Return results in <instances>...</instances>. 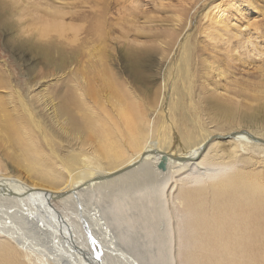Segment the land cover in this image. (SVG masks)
Wrapping results in <instances>:
<instances>
[{
  "label": "bare ground",
  "instance_id": "bare-ground-1",
  "mask_svg": "<svg viewBox=\"0 0 264 264\" xmlns=\"http://www.w3.org/2000/svg\"><path fill=\"white\" fill-rule=\"evenodd\" d=\"M211 3L208 26L227 37L224 45L264 56L261 26L223 21L220 5ZM66 9L47 4L46 18L38 20L39 43L17 47L47 71L62 73L64 91L50 96L45 86L42 95L27 99L0 68V264H143L124 246L130 235L121 226L135 228L117 214L127 198L119 196L113 209L89 208L86 198L136 190L157 177H179L172 203L164 200L167 183L132 199L135 207L140 200L145 205L141 225L157 239V264H264V129L224 131L241 117L239 109L195 94L192 69L188 74L182 59L195 50L186 41L190 33H171L181 57L163 74L165 89L160 84L152 91L145 86L153 79L150 49L151 55H119L115 70L106 46H89L104 44L108 11L84 28L65 21H86L90 14ZM163 156L166 170L158 167Z\"/></svg>",
  "mask_w": 264,
  "mask_h": 264
},
{
  "label": "rangeland",
  "instance_id": "rangeland-1",
  "mask_svg": "<svg viewBox=\"0 0 264 264\" xmlns=\"http://www.w3.org/2000/svg\"><path fill=\"white\" fill-rule=\"evenodd\" d=\"M211 2L220 5L223 21L235 19L240 25L258 23L264 32V0L250 2L247 0H0V68L14 78L17 88L24 93V96L28 95L27 99L34 98L35 94L42 95L44 91L42 89L45 86L48 95L57 96L58 93L64 91V87L58 83V77L62 73L47 71L44 63L40 62L33 54L18 51V45L39 43L36 38L40 28L38 20L46 18L47 4L54 7L65 6L66 12L90 14L86 21H71L70 16L65 21L73 26H83L84 28L90 24H97L101 13L106 9L108 14L102 21L106 40L104 44L95 42L89 46H106L107 51L113 57L115 70L120 67L119 55L131 51L146 52L147 49H150L154 57H152L153 62L150 70H147L152 75L154 82L149 80L145 86L155 91L160 88L161 84L164 90V84L161 82L163 74L165 71L168 72L170 65L173 68L172 64L178 63L181 57L176 52V47L174 48L175 40L173 41V39L175 36L171 33L176 30L182 37L186 32H189L190 35L186 41H188V45H193L195 50L192 55L184 51L182 59L188 74L192 69L195 94L204 98H213V100L222 103H231L239 109L238 113L241 117L232 125L226 124L222 129L224 131L236 128L264 129V56L255 57L248 53L247 48L239 47L233 51L229 45H224V39L226 40L227 37L224 35L221 37L223 33L220 30L214 29V26H208L211 20L208 17L207 6ZM1 24L7 25L9 30H3ZM68 35L71 37V33ZM84 37L85 35L82 34L80 38ZM54 39H56V35ZM59 42L68 43L65 39H61ZM234 46H237L236 43ZM65 49L66 51L70 50L66 47ZM261 50L264 51V39ZM148 52L150 53V51ZM122 75L126 76L123 70ZM38 80L41 85H36ZM34 82L36 85L34 90L29 91L27 86L34 85ZM44 94L46 93L44 92ZM39 105H37L39 112L45 116L43 108ZM252 116L255 117V121H248L247 119ZM206 123L210 129L218 130L216 124L212 123L210 119H207ZM2 157L8 165L6 173L11 174L9 160L4 154ZM21 176L24 177V175ZM178 179L179 177L175 179L157 177L151 182L142 183L137 188L138 190L125 189L117 193L110 190H105L103 193L97 192L87 196L86 204L89 208L101 205L103 208L113 209L116 208L115 203L119 196L127 198L128 206H122V211L117 212L123 221L135 223V228H131L129 232L126 223L121 226L126 230L124 233L130 235L128 246L124 244L125 249L129 256L139 257L143 264H157L161 257L157 239L146 236L144 227L141 225L140 216L144 213L142 209L145 205H142L140 200L141 208L140 206L135 207L132 199L147 191V193L154 192L167 183L164 200H169L168 202L172 203V197L176 190L173 188L174 181ZM143 200L149 204L152 210H158V206L152 203L150 198L145 197ZM170 203L168 206L173 211L174 208ZM160 228V230H164L163 227ZM135 247L137 251L134 250ZM139 252L140 255L137 254Z\"/></svg>",
  "mask_w": 264,
  "mask_h": 264
},
{
  "label": "water",
  "instance_id": "water-1",
  "mask_svg": "<svg viewBox=\"0 0 264 264\" xmlns=\"http://www.w3.org/2000/svg\"><path fill=\"white\" fill-rule=\"evenodd\" d=\"M231 137H233V135H231ZM255 141L260 142V140H258V139H255ZM167 160H168V157L167 156H163L162 157V161L158 165L159 169L166 170V168H167Z\"/></svg>",
  "mask_w": 264,
  "mask_h": 264
}]
</instances>
